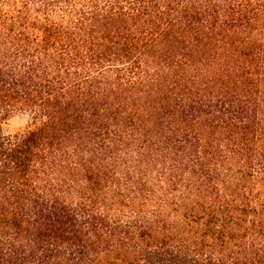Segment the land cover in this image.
<instances>
[{"label": "trees", "instance_id": "1", "mask_svg": "<svg viewBox=\"0 0 264 264\" xmlns=\"http://www.w3.org/2000/svg\"><path fill=\"white\" fill-rule=\"evenodd\" d=\"M0 264H264V0H0Z\"/></svg>", "mask_w": 264, "mask_h": 264}, {"label": "rangeland", "instance_id": "2", "mask_svg": "<svg viewBox=\"0 0 264 264\" xmlns=\"http://www.w3.org/2000/svg\"><path fill=\"white\" fill-rule=\"evenodd\" d=\"M32 116L24 110H14L10 116L1 123L2 133L13 135L32 126Z\"/></svg>", "mask_w": 264, "mask_h": 264}]
</instances>
